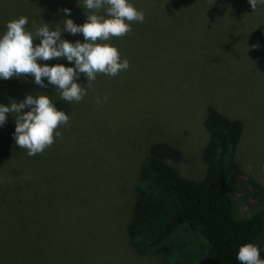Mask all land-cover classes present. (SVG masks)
Returning a JSON list of instances; mask_svg holds the SVG:
<instances>
[{
  "label": "rangeland",
  "instance_id": "obj_1",
  "mask_svg": "<svg viewBox=\"0 0 264 264\" xmlns=\"http://www.w3.org/2000/svg\"><path fill=\"white\" fill-rule=\"evenodd\" d=\"M129 2L145 21L103 43L117 47L130 68L115 77L98 73L90 86L81 74L77 82L88 91L82 101L68 102L30 75L0 79L11 101L48 95L68 104L70 117L35 156L16 145L17 114L0 128V264H163L129 240L142 166L150 147L166 142L181 150L175 166L184 177L204 179L211 107L244 123L231 197L240 216L255 209L250 179L264 186V5L254 11L249 0ZM88 11L83 0H0V37L21 16L35 32L44 23L62 28L66 19L83 25ZM62 39L85 42L82 34ZM38 62L74 67L66 59ZM98 96L107 102L97 104ZM183 228L172 238L188 237ZM258 239L264 243V227Z\"/></svg>",
  "mask_w": 264,
  "mask_h": 264
},
{
  "label": "trees",
  "instance_id": "obj_2",
  "mask_svg": "<svg viewBox=\"0 0 264 264\" xmlns=\"http://www.w3.org/2000/svg\"><path fill=\"white\" fill-rule=\"evenodd\" d=\"M10 103L0 82V104ZM55 106L68 113L65 102ZM204 125L210 140L203 154L207 173L201 181L184 177L176 168L182 159L177 147L166 142L150 147L128 226L130 243L141 255H160L163 264H241L239 249L249 243L259 246L264 259V243L258 239L264 227V186L250 179L257 204L249 216L238 214L231 197L244 123L211 107ZM182 226L188 237L172 238Z\"/></svg>",
  "mask_w": 264,
  "mask_h": 264
},
{
  "label": "clouds",
  "instance_id": "obj_3",
  "mask_svg": "<svg viewBox=\"0 0 264 264\" xmlns=\"http://www.w3.org/2000/svg\"><path fill=\"white\" fill-rule=\"evenodd\" d=\"M249 3L255 11L259 5H264V0H249ZM83 8L89 10L85 13L86 23L77 25L72 19H66L61 23L62 28L58 26L55 30L44 23L33 32L26 28L29 20L24 16L9 21L6 33L0 37V79L30 75L41 88L55 86L64 100L80 102L88 95L84 84L77 82L81 74L86 76L90 86L98 73L115 77L128 70L130 62L122 60L117 47L103 42L111 37L128 35L132 31L131 22L143 23L145 13L129 0H83ZM102 9L105 15L98 14ZM63 12L71 15L70 9L65 8ZM63 33L82 34L85 42H69L62 39ZM37 40L39 43L34 45ZM60 59L74 63V67L63 64L49 66L38 62ZM107 99L105 96L102 101L98 96L95 102L102 104ZM26 108L30 111L23 113ZM12 113L17 114L16 145L27 149L29 156L50 147L55 138L62 135L57 129L67 126L70 121V117L58 110L48 95H29L20 103L13 100L10 105L0 104V126L6 124L8 114ZM237 259L241 264H264L259 246L251 243L240 247Z\"/></svg>",
  "mask_w": 264,
  "mask_h": 264
}]
</instances>
